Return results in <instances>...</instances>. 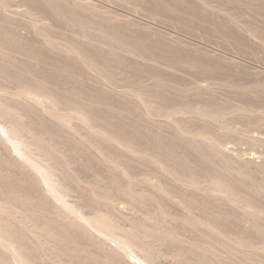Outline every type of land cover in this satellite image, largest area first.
I'll return each mask as SVG.
<instances>
[{"label": "rangeland", "instance_id": "1", "mask_svg": "<svg viewBox=\"0 0 264 264\" xmlns=\"http://www.w3.org/2000/svg\"><path fill=\"white\" fill-rule=\"evenodd\" d=\"M37 1L41 2H37L41 14L30 16L24 12L27 16L23 17L19 14L23 6L18 0H8L6 13L0 14V30L6 28L13 32L8 33L12 38L0 40V47L8 50L6 55L0 53V96L12 103H22L24 112L52 133L48 134L51 137L48 143L55 137L50 143L52 148L55 144H62L64 148L59 147L63 149L62 153L71 158L49 157L47 164L57 167L60 161L66 162L67 172L72 173L76 180L67 178L58 170V177L65 183L62 190L69 188L68 197L63 198L69 208L60 209L61 202L44 186L41 175L24 162L8 142L0 139V186L5 188V192L12 190L17 195L31 197L33 203L27 204L29 209L25 207L27 213H32L31 208L42 210L45 214L39 223L49 225L57 234L48 243L40 239V248L28 242L35 237L28 231L29 239L24 243L29 245V252L35 260L40 264H129V260H134L133 256H126L122 261L119 254H113L116 251L114 244L107 242V246L105 243L99 248L97 242L104 237L87 224L89 220V223L98 222L101 230L111 225L112 233L119 238V233L131 227V230L135 229L133 231L151 230L149 233L153 232L154 236L156 233V237L165 239L151 245L152 252L159 254L157 264H264V143L261 142L264 141V128L261 126L264 124V52H260L263 49L258 46V39L249 40L239 27H231L223 19L224 12L219 9L223 5L218 0H146L149 10L135 8L132 4H128L126 9L112 3L117 0H96L100 5L109 4L108 9L118 13L127 15L126 12H130L129 17L141 22H129L114 14H103L102 9L86 10L89 19L114 25L118 38L127 45L126 49L150 63L142 66L143 70H137L131 67L134 64L130 59V63L127 60L123 61L125 63L114 61L111 65L116 68H110L102 77L91 73L88 67L71 56L42 46V38L35 33L42 30L43 22L53 23L56 41L60 42L73 37V30L80 27L70 20L72 10L51 6L48 0ZM134 9L138 12H133ZM147 15L157 19L153 22ZM3 16L14 19V25L5 22ZM146 22L158 24L164 32L179 34L184 40L151 30L142 24ZM219 25L226 31L228 42H236V46L219 38ZM15 34L23 41H17ZM235 36L239 40L246 38L245 43L240 44ZM185 40L212 50L210 56ZM225 52L235 54L237 58H233L234 61L240 63L224 62L219 53L224 55ZM153 75H158V80L166 83L158 91L154 90L166 98L165 101L160 99L161 103L202 99L196 94L203 92L199 94L206 100L241 107L239 110H226L224 119L227 127L222 130L216 121L198 118L191 121L193 127L203 123L205 126L201 127H205L207 140L213 137V141H223L228 155L240 156L239 163L226 164L227 158L222 159L214 151L200 148L197 143L196 147L186 136L193 133L184 134L185 138L179 134L176 128L179 125L183 129H194L186 120L190 114L170 113L179 122L184 120L187 124L156 113L151 118L145 115L134 94L136 90H145L147 85L141 81ZM151 82L152 79L147 84L151 86ZM191 83L194 85L190 86ZM175 84L180 90L175 88ZM256 120L259 123L254 124ZM24 122L29 124L28 119ZM0 132L5 137V133ZM100 151H103L101 156L106 158L99 155ZM207 154L209 158L205 157ZM69 160L75 162L70 165ZM112 160L122 164L115 168ZM244 160L257 164H248ZM240 166H244L247 172L244 181L232 177L224 169ZM124 170L135 182L134 188H131L135 198L123 191L128 188L131 179L122 175ZM215 178L221 182L222 179L233 182L236 187L225 188ZM155 184L164 186L166 193L156 190ZM7 193L5 195L9 196ZM97 193L106 199L99 196L97 200L93 198ZM109 201L112 202L111 208L106 207ZM55 208L61 211V217L52 216ZM148 215L162 216L169 225L165 230L154 226L153 221L146 220ZM95 218L103 223L106 221V227ZM195 218L200 221L195 222ZM67 219L75 222L74 226L70 222L67 225ZM205 221L211 224L212 230L203 224ZM85 227L88 232L81 230ZM17 229L24 230L19 224ZM0 241V264H21L15 249L4 240ZM55 247L74 252L56 262L52 255Z\"/></svg>", "mask_w": 264, "mask_h": 264}, {"label": "bare ground", "instance_id": "2", "mask_svg": "<svg viewBox=\"0 0 264 264\" xmlns=\"http://www.w3.org/2000/svg\"><path fill=\"white\" fill-rule=\"evenodd\" d=\"M7 1L8 0H0V14H2V13L4 14V12L6 11L5 9L7 8L6 7ZM18 1L21 2L22 6H23V9H22L23 11L21 13H19L23 17L27 16V15H25L24 12L28 13V15H30V16H34L36 14L42 13V10H41L39 4L37 3V2L41 3L40 1H37V0H18ZM48 1H49V4L51 6L61 8V9L72 10L69 14L70 20L72 21L73 25H77L80 28L76 29L75 31L73 30V34H74L73 37L70 36L69 39H64L63 40L64 42H60L59 40L56 41L57 35L56 36L54 35V32L56 30L53 27V23L50 21L49 22H43L42 30L35 33V34H38V37L42 38L41 42H42V46H44V48H48L49 50H55L61 54L71 56L72 58L76 59L77 61L84 64L86 67H88L92 71L91 73H94V74L102 76V77L105 75V73L110 68H116V66L111 65V62H114V61L119 62V63H125L127 60V62L130 63L128 61V59H130L133 61V64H134V66H131V67H133L137 70H140L142 68V66H146V64H150L149 61L145 62L144 58L140 57V55L135 54V52H133V51L129 52V50L126 49L127 45L124 42H122L121 38H118L119 35L117 33H115L116 27H114V25L109 24V23L105 24L102 20L96 21V20L89 19V14L87 13L86 10L102 9L103 11H101V10H99V11H101L103 14L104 13L105 14H114V16L127 19L126 21L141 24V22L138 21L136 18L129 17V16H131L130 12H126L127 15L122 14V12L118 13L114 9L113 10L108 9L110 6L109 4L108 5L107 4H103V5L101 4L100 5V4L96 3V0H91V1L90 0H48ZM106 1L109 2V0H106ZM191 1L197 2L200 0H191ZM218 1L223 5V8L219 7V9L224 12L223 19L226 20L228 23H230L231 27L232 26L239 27L242 30V34H244V37H247L249 40H251V39L257 40L258 39L257 40V42L259 43L258 46H260V48L262 47V49H263V51H260V52H264V35H263L264 34V28H263V26H264V24H263L264 23V0H218ZM114 2L121 5V7H125L126 9H127L126 6L128 4H132L133 6H135V8H139L141 10H149V8L146 6V0H117V1H113L112 3H114ZM75 4H77V5H75ZM152 10H154V9H152ZM61 12L63 14H67L65 11H61ZM133 12H138V10L134 9ZM155 12L158 13L157 11H155ZM40 16H43V15H40ZM147 16L153 22H155V19H157L154 16H149V15H147ZM3 18H5V22H7L9 25H12L14 22V19H10V17H8V16H6V17L3 16ZM153 22H146V23H142V24H144L145 26H147V28L154 30L156 32H159V33H162L165 35H170V36H172L176 39H179V40H184L180 37L179 34L176 36V35H172V33L164 32L163 30L160 29V26L158 24H155ZM151 24H153V25H151ZM219 29L221 31L219 33L220 39H225L224 41L228 44H231V45L236 44V42H234V44H233V42H228L229 39L226 36L227 33H226V31H224L222 29V26L219 25ZM10 32H12V31H8V29H6V28H3V30H0V40H1V38L2 39L3 38L4 39L5 38H12L8 34ZM14 37L16 38L17 41H23L22 38L18 37L16 34L14 35ZM235 38L237 39V41L240 44L245 43L244 41L246 40V38H243L241 40H239L236 36H235ZM186 42L190 43L189 41H186ZM38 44H40V43H38ZM190 44L193 45V47H195L198 50L207 52L210 56L209 52H211L212 50L209 51L207 48H202V47H200L194 43H190ZM0 45H2V44H0ZM214 50H216V49H214ZM233 50H235V49L233 48ZM217 51H220V50H217ZM7 52H8L7 48L5 49V48L0 47V53L1 54L4 53L6 55ZM228 53H231V52H228ZM228 53L225 52L224 55H220V53H219V56L224 58V62L226 60V61H229V62H232L235 64L240 63V62L234 61L233 58H237V56H235V54L233 55V54H228ZM236 53H240V52H236ZM216 54L218 55V53H216ZM0 56L2 57V55H0ZM59 56H60V54H59ZM65 58H67V57H65ZM123 61H125V62H123ZM135 65H138V66H135ZM235 66H237V65H235ZM142 70H143V68H142ZM148 73L152 75L151 71H149ZM157 76L158 75H153V76L148 77L145 80H142L141 82L146 83V85H147V86H145L146 87L145 90H143V91L136 90L135 94H134V96L136 98L135 100H137V102H138L137 103L138 106L140 108H142L145 115H147L149 118H151L152 116H156V114H157L159 116L171 118L173 121L179 122L180 120L175 119L176 117L174 118L170 113L190 114V117L186 120H188L187 121L188 124L190 123V127L194 128V129H183V127H181L179 125L178 127H176L179 134H181L184 137V134L186 135V133H193V135H186V136L188 137V139L192 143H195V145L197 143V145H199L200 148H207V150L210 149V150L214 151L215 154L218 155L219 157H221L222 159L227 158L226 161L224 160L226 164H229V163L237 164V163H239L238 159L240 158V156L238 155V157H233V156L228 155L224 150L225 144L223 141H220L218 139L216 141H213V139H214L213 137H211L210 141L207 140V137L204 135L206 133L205 127H201V126H205L203 123H202V125H196V127H193V123L191 124V121H195L197 118L199 120L203 119L204 121H208V122L216 121L221 125L220 129L222 130V129H224V127H227V121L224 119V115L227 114L226 110H228V109L229 110L230 109L239 110L241 107L235 106V105L229 106L223 102L220 103V102L214 101L212 99L206 100V99H204L203 96H201L199 94V93H201L199 91H197L199 93H197L196 96L198 95V96L202 97V99H198V100H182V99H179V101L175 102V103H168V104L161 103L159 100L162 99L165 101L166 98H163L164 96L159 95V93L155 92L154 90L158 91V88L165 86L166 83H163L162 81L158 80L159 77H157ZM151 79L153 80V82H151V86H149L147 84V81L151 80ZM0 85H2V84H0ZM192 85H194V84L191 83L190 86H192ZM178 86H179L178 84L177 85L175 84V88H177ZM195 86L199 87V88H203L197 84H195ZM169 87H170V85H169ZM177 89L180 90L179 87ZM197 90H199V89H197ZM175 91H177V90H175ZM53 93H55V92H53ZM180 97L182 98L183 96H180ZM23 103H24V101H23ZM93 104L94 103H92V105ZM22 106H23V104L20 102L12 103L10 100L5 99V98L0 96V130L5 133L4 134L5 137H3L2 133L0 132V139H4V141L8 142L9 145L11 146V149L13 151L17 152V154H19L21 156V158L23 159L24 162H26L29 166H31L33 169H35V171H37L41 175L44 186H46L47 190L51 194L55 195L56 199L59 202H61L60 203L61 204L60 209H61V207L67 209V208H69L67 205L68 203H66V201H64L65 199H63V198L68 197L67 195L69 194V188L67 187L66 189L62 190V187H64L65 183L63 182V179L59 178L60 176L58 177L57 172H59L58 170H60V172L62 171L66 175V177L69 179H73L74 175L72 173L67 172L68 168H67L66 162L60 161L57 164V167L55 166L56 167L55 168L54 166L52 167V166L47 164V158L58 157V159H59L61 157V159L63 158L65 160H68L66 158L70 159L71 157H68L67 154L62 153L63 149L61 148L62 149L61 150L59 148L60 146L63 147L61 143L60 144L58 143V145L55 144V146H54L55 148H52V145H50V143L53 140V138L55 139V137H53L52 140H50V143H48V140L51 139V137L48 136V134L52 135V133L50 131H47L42 126V124L39 121H37L36 119H34L30 114H27V112L25 113L24 111H26V110H23L24 108ZM79 109H81V108H79ZM29 112H30V110H29ZM29 118H31V119H29ZM25 119H26V122H27V119L29 120V124L24 122ZM95 120H97V118ZM182 122H185V121L182 120L179 123H182ZM187 122H185V123L187 124ZM253 122H254V124L259 123V121H257V120L253 121ZM26 124H28V125H26ZM176 124H177V122H176ZM249 125H250V123L247 124L246 126H249ZM261 126L264 128L263 123L261 124ZM59 139H57V140H59ZM77 142L79 144H82V143H80V142H82L81 140H80V142L79 141H77ZM261 142L264 143V141H261ZM197 145H196V147H197ZM98 151H99V149H98ZM102 153H103V151H102ZM102 153H101V151H100V154L98 152V154L100 156ZM62 154H63V157L61 156ZM208 154L205 156L206 158H209ZM107 156H108V154H107ZM101 157H104V155H102ZM104 158H106V157H104ZM104 160H107V159H104ZM74 162H75L74 160H69L70 165L73 164ZM113 162H114V164H113ZM244 162L248 163V164H251V163L257 164L251 160H244ZM112 164L114 165L115 168H117L122 163L118 162L116 160H112ZM226 164H224V165H226ZM114 167H112V168H114ZM245 167H246V165H245ZM224 169H225V172L227 174H229L232 177L237 178L241 181H244V175H247L246 170H244L245 169L244 166L243 167L242 166H240V167H224ZM122 172H123L122 175H125V177H128V178L132 177L128 173H126L127 171L125 172V170H124ZM131 179H129L128 188L124 189L123 191L130 194L131 198L132 197L135 198L134 197L135 195L133 196V194H132V189L134 188L133 184L135 185V182L133 181V178H131ZM218 179H216L215 181L217 183L219 182V184L221 183L222 186L225 188H226V186L231 188V189L233 187L234 188L236 187V186H233V182H230L228 180L225 181L224 179H222V182H221ZM73 180H76V179H73ZM42 181H41V183H42ZM212 181H213V179H212ZM148 182L149 181H147V183ZM144 183H146V181ZM150 184H151V182H150ZM155 187H156V190H158L159 192L166 193V188H164V186H162L161 184H157ZM3 188L4 187L0 186V239L9 243V245H11L15 249L16 256H17V258L18 257L20 258L21 264H40L30 254L29 245L27 246L24 243V241L29 239L28 231H30V233H32L35 237H31L32 239L29 241L27 240V241L29 243H32L35 246L40 247V248H41V246L39 245V242H41L40 239L42 240L43 243H48L50 241V239L55 238L57 236V234L49 227V225H47V224L41 225L39 223L44 217L43 214H45L42 210L40 211V210H36V209L31 208L32 213L31 214L27 213V209H26V208H28L27 206L29 205L30 202H31L30 205H32V203H33V201L30 199L31 197L28 198L26 196H21L20 192H19L20 195H17V193L15 194L12 190H8V189H7L8 191H6V192H8L7 194H9V196L8 195L6 196L5 195L6 192L4 190L5 188L4 189ZM153 188H154V186H153ZM104 189H106V188H104ZM21 191H22V189H21ZM98 196H99V198L105 197V196L103 197L102 195H99V193H97V195L93 196V198H95L97 200ZM142 196H143L142 198H144V194H142ZM239 196H241V195H239ZM77 197H79V195ZM110 198L112 199V197H110ZM105 199H106V197H105ZM111 199H109V200H111ZM142 202H144L143 199H142ZM110 203H112V202L111 201L106 202V207L109 208ZM71 204L72 203H70V205ZM111 207H113V206L111 205ZM70 209H73V208H70ZM188 209L191 211V208H188ZM132 210H134V208H132ZM38 211H40V213L41 212L42 213L40 214ZM2 212L6 213V215H4ZM59 212H61V211L60 210L58 211L55 208L52 216L56 217V218H58L59 216L61 217L62 215H60ZM107 213H109V212H107ZM151 214H153V213H151ZM188 214H191V213H188ZM193 214H194V212H193ZM144 216L142 217L143 219H144ZM102 218H104V214L102 215ZM102 218L100 216V219H102ZM190 218H193V217L190 216ZM100 219H98L99 222H101ZM146 220H149L151 222L153 221L154 226L162 227V228H164V230L167 227V225H169V224H167L168 223L167 220L165 218H163L162 216L161 217L160 216L159 217H156V216L153 217L151 215V216L147 217ZM195 220H196L195 222L200 221V219H198V218H195ZM112 221H113V219H112ZM69 222L70 221L68 220L67 225L69 224ZM107 222H108V218H107ZM107 222L105 221V223H103V222H101V223H103L102 225L104 226L105 224H107ZM185 222H186V220H185ZM70 223L72 226H74L75 222L73 223V221H72ZM17 224H19L21 227L23 226L24 230H18ZM87 224L93 226L98 233H101L103 235L105 241L99 240L97 242L99 248H101L102 246H105V243L108 242L109 245L114 244L115 249H114V247H113V249L116 251L112 250L113 254H115V255L119 254L118 256H120V259L122 261H123V258L126 256L127 257L133 256L134 260L133 261L129 260L128 261L129 264H157L156 258H158L159 254L155 255L152 252L151 245L156 241H158L160 243L161 241H164L165 239L156 237V233H155V236L153 234H151L153 232L149 233V231H151V230H147L148 232L143 230V229L142 230L137 229V231H133L135 229L131 230L132 229V227H131V229H129L128 231H125L121 234L119 233V235L121 236V238H119L112 233V231H111L112 229L110 228L111 225H108V227H106V225H105L106 228L104 227L105 229L101 230L100 228H98L99 227L98 222H96V221H93V222L91 221L89 223V220H87ZM203 224L209 229L213 228L211 226V224L206 223V221ZM85 228L86 229L82 228L81 230L88 232L89 231L88 228L87 227H85ZM108 228H110V229H108ZM159 234H160V232H159ZM161 236H162V234H161ZM162 237H164V236H162ZM96 239H97V237H96ZM101 239H103V238H101ZM233 241H234V239H233ZM108 243L106 244V246L108 245ZM240 246H243V245H240ZM57 249H59V248L55 247V249L52 250L53 259L56 260V262H61V260L63 259L64 256L72 255L74 252V250L66 251L65 249H59V250H57ZM87 250H88V248H87ZM173 258H176V256H174ZM16 261H17V259H16ZM112 261H114V260H112ZM108 263H109V261H108Z\"/></svg>", "mask_w": 264, "mask_h": 264}]
</instances>
